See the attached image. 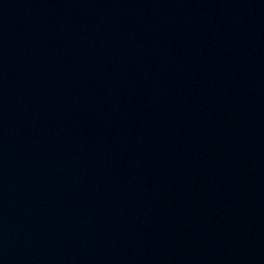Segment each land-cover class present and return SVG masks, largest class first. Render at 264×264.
Returning a JSON list of instances; mask_svg holds the SVG:
<instances>
[{"label": "water", "instance_id": "water-1", "mask_svg": "<svg viewBox=\"0 0 264 264\" xmlns=\"http://www.w3.org/2000/svg\"><path fill=\"white\" fill-rule=\"evenodd\" d=\"M0 264H264V0H0Z\"/></svg>", "mask_w": 264, "mask_h": 264}]
</instances>
